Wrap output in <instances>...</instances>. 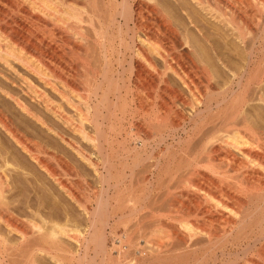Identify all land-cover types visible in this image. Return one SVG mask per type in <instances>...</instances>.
I'll list each match as a JSON object with an SVG mask.
<instances>
[{"label":"bare ground","instance_id":"1","mask_svg":"<svg viewBox=\"0 0 264 264\" xmlns=\"http://www.w3.org/2000/svg\"><path fill=\"white\" fill-rule=\"evenodd\" d=\"M36 255L264 264V0H0V264Z\"/></svg>","mask_w":264,"mask_h":264},{"label":"rangeland","instance_id":"2","mask_svg":"<svg viewBox=\"0 0 264 264\" xmlns=\"http://www.w3.org/2000/svg\"><path fill=\"white\" fill-rule=\"evenodd\" d=\"M117 64V65H116ZM115 65V67H114V69H115V72L116 73H119L120 72V69H121V64H118V63H116ZM119 65V66H118ZM56 168L57 169H59V166H56ZM80 170H81V168H80ZM28 175H25V176H27L26 178H28V180H26L27 182H23V181H19L18 182V186H19V189H18V191H17V194H16V196H15V199L17 200V199H19V200H26V198L29 196V197H32V198H34L36 195H37V193L38 194H43V192L45 193V191H44V189L43 188H46L45 187V181H46V179L44 178V176L43 175H40V176H35V174H34V172L33 171H28V173H27ZM84 175L85 174H81L80 175V177H77V179H75V178H73V180H72V184L77 188V198H79V197H81V199L82 198H84V193H83V189H82V187L80 186L81 184V182L86 178V179H88L91 183H92V185H94V186H96V188L98 189V187H99V185L100 184H98L99 183V181L97 180V178H94V176H92V175H85V177H84ZM90 176V177H89ZM88 177V178H87ZM38 178V179H37ZM77 182H76V181ZM30 181V182H29ZM129 181V182H128ZM74 182V183H73ZM78 182H79V184H78ZM126 183H125V185L127 184L129 187H131V189H134L135 188V190H137V188H140V184H142L141 183V181H139V177L138 176H135L133 179H132V183H130V179H127V181H125ZM94 183V184H93ZM140 183V184H139ZM138 184V185H137ZM41 185V186H40ZM137 186H139V187H137ZM192 186V187H191ZM54 187V186H53ZM51 188V190H50V198H51V200H52V208H54L53 210L54 211H56L55 213H56V216H57V211H58V215H60L59 213H61L60 211H62V208L65 206V204H64V201L61 199V195H60V191H59V189L57 188V186H55L54 188ZM181 188H183L182 190H181ZM181 188H178L177 190H176V192L177 191H188V192H190V194H194V195H199L200 194V196H202L203 195V193H201V192H199L198 191V189L196 190V187H194V185H192V184H186V185H183V187H181ZM186 188V189H185ZM185 189V190H184ZM81 191V192H80ZM82 193V194H81ZM80 195V196H79ZM206 195V194H205ZM204 195V196H205ZM203 196V197H204ZM202 197V198H203ZM61 200V201H60ZM71 200V202L73 203H71L70 201V204L69 203H67L68 204V208H69V210H70V214H71V217L74 219V220H76V221H78V222H80V223H82L84 226H85V219H84V217H83V214H82V208L81 207H79V205H78V203H76V201H74L75 199H70ZM63 201V202H62ZM31 202H34L33 200L31 201ZM64 204V205H63ZM79 208V209H78ZM56 209V210H55ZM60 210V211H59ZM126 211H128V210H126ZM162 212V213H161ZM161 212H159V214H163L162 216L163 217H166V218H168L169 219V217H170V221H173V222H175V223H178L179 221H178V218H180L181 219V213L180 212H178L177 210L176 211H161ZM170 215V216H169ZM185 218L186 217H188V216H184ZM172 218V219H171ZM183 218V217H182ZM196 218V216H194V215H190L189 217H188V219H191V220H193V219H195ZM187 219V218H186ZM177 221V222H176ZM150 223V224H149ZM144 224V223H143ZM139 225V226H137L136 227V234H138V232L139 233H141V234H139L140 236H142V235H145V234H148L149 232H150V230H151V225H152V223L150 222V221H148V222H145V224H147V226L146 225ZM149 224V225H148ZM142 226H144V227H142ZM146 226V227H145ZM150 227V228H149ZM139 228V229H138ZM141 228V229H140ZM142 228H144L143 230H142ZM138 229V230H137ZM146 230V231H145ZM118 231H119V233L120 234H122V233H124V231H125V229H124V227L123 226H121V227H119L118 228ZM147 232V233H146ZM108 245H109V248H112L113 247V242H109L108 243ZM38 256V257H37ZM22 258V259H21ZM35 262H37V264H42L41 262L43 261V264H46V262H48V261H46L45 259L44 260H42L43 258H42V256H39V255H36L35 256ZM130 258V257H129ZM20 259H21V261H25V260H23L24 258L23 257H18V259H15V260H17V262H19V264L21 263V261H20ZM38 259H39V261H38ZM221 259L222 258H220V261H221ZM7 260H8V258H7ZM41 260V261H40ZM44 261H46V262H44ZM22 264H24V262L22 263ZM48 264H52V263H49L48 262Z\"/></svg>","mask_w":264,"mask_h":264}]
</instances>
